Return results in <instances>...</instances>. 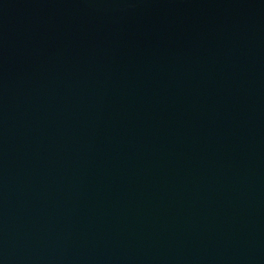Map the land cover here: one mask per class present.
<instances>
[{"label":"water","instance_id":"obj_1","mask_svg":"<svg viewBox=\"0 0 264 264\" xmlns=\"http://www.w3.org/2000/svg\"><path fill=\"white\" fill-rule=\"evenodd\" d=\"M0 264H264V0H0Z\"/></svg>","mask_w":264,"mask_h":264}]
</instances>
